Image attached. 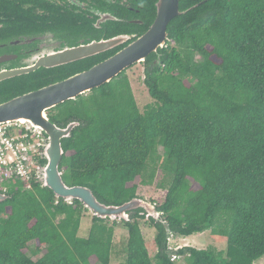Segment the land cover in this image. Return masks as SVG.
Here are the masks:
<instances>
[{"label":"trees","instance_id":"1","mask_svg":"<svg viewBox=\"0 0 264 264\" xmlns=\"http://www.w3.org/2000/svg\"><path fill=\"white\" fill-rule=\"evenodd\" d=\"M155 2L141 0L147 24ZM179 11L164 48L148 58L152 103L142 112L123 77L50 115L79 124L61 142V177L120 206L142 199L137 188L159 172L165 197L149 202L170 236L208 231L226 243L225 252L185 247L171 259L164 227L138 209L119 222L124 264H254L264 256V0H180ZM29 183L11 186L0 203V264H109L117 222L93 216L81 238L82 204ZM144 220L157 232L154 262Z\"/></svg>","mask_w":264,"mask_h":264},{"label":"flooded vegetation","instance_id":"2","mask_svg":"<svg viewBox=\"0 0 264 264\" xmlns=\"http://www.w3.org/2000/svg\"><path fill=\"white\" fill-rule=\"evenodd\" d=\"M156 2L154 18L147 24L148 10L141 0H0V74H16L0 81V104L61 83L131 47L154 22ZM92 43L107 45L99 47L97 54L57 63ZM150 55L127 66L108 83L45 111L46 116L51 121L60 105L85 99L95 89L123 77L129 82L127 74L133 67L143 66L145 75ZM24 70L27 72L22 73ZM69 123L54 124L65 128ZM39 135L46 140L43 133Z\"/></svg>","mask_w":264,"mask_h":264},{"label":"water","instance_id":"3","mask_svg":"<svg viewBox=\"0 0 264 264\" xmlns=\"http://www.w3.org/2000/svg\"><path fill=\"white\" fill-rule=\"evenodd\" d=\"M179 1L157 0L155 4L156 18L148 31L131 47L111 59L61 83L50 85L0 104V125L18 123L27 127L32 133H43L46 136V143L42 151L44 163L38 171V176L40 185L50 190L55 199H61L68 203L78 201L95 218L103 221L128 222V213L141 209L147 219L151 218L154 222L162 224L167 239L171 235L169 227L162 220L156 206L151 202L134 198L120 206H108L100 203L90 189L81 186H67L63 182L62 173L59 170L63 158L61 142L63 139L69 138L79 124L72 122L65 128H58L48 119L45 111L108 83L111 78L117 76L127 66L141 62L146 56L164 48L168 37V25L182 14L179 11ZM102 45H107V43L89 44L79 50H74L73 54L68 53L69 58L57 61V63L73 62L97 54L101 51L98 48ZM74 54L76 57H70ZM23 72H27V70ZM15 75V73L0 74V81ZM8 198L6 194L0 193V203Z\"/></svg>","mask_w":264,"mask_h":264},{"label":"rangeland","instance_id":"4","mask_svg":"<svg viewBox=\"0 0 264 264\" xmlns=\"http://www.w3.org/2000/svg\"><path fill=\"white\" fill-rule=\"evenodd\" d=\"M130 89L135 100L136 106L140 112H142L147 105L152 103V100L149 98L146 88L143 84L144 80V69L143 66L133 67L127 74ZM158 152L160 149L158 148ZM157 180H154V183L150 187L139 186L137 188V195L145 201H153L156 205H160L165 197V191H162L156 187V182L161 179L160 173L156 172ZM195 187V185H194ZM25 191V189H23ZM154 204V205H155ZM93 215L89 212L83 214V219L80 224V229L78 236L81 238L87 237L89 228L91 226V219ZM116 227L113 234L112 249L110 255L109 264H124L126 258V245H127V230H125L118 221H116ZM141 232L145 240L149 256L154 262V256L157 252V246L155 243V237L157 232L152 228L147 220L141 222ZM30 246L32 244H29ZM168 249L171 253V259L173 255L185 247H192L195 249H214L218 252H225L226 243L225 240L221 237L213 236L210 232L206 231L200 234H194L189 237H175L170 236L167 241ZM169 252V253H170ZM175 259V257H174ZM177 264H186L184 259L181 257L179 260H176ZM254 264H264V256L258 259Z\"/></svg>","mask_w":264,"mask_h":264},{"label":"built area","instance_id":"5","mask_svg":"<svg viewBox=\"0 0 264 264\" xmlns=\"http://www.w3.org/2000/svg\"><path fill=\"white\" fill-rule=\"evenodd\" d=\"M46 140L22 124L0 125V193L6 194L13 185L39 182L42 151ZM40 183V182H39Z\"/></svg>","mask_w":264,"mask_h":264},{"label":"clouds","instance_id":"6","mask_svg":"<svg viewBox=\"0 0 264 264\" xmlns=\"http://www.w3.org/2000/svg\"><path fill=\"white\" fill-rule=\"evenodd\" d=\"M44 161V160H43Z\"/></svg>","mask_w":264,"mask_h":264}]
</instances>
